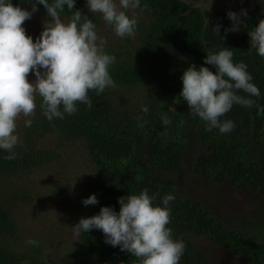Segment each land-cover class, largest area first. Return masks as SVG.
<instances>
[{
  "label": "trees",
  "instance_id": "1",
  "mask_svg": "<svg viewBox=\"0 0 264 264\" xmlns=\"http://www.w3.org/2000/svg\"><path fill=\"white\" fill-rule=\"evenodd\" d=\"M199 1L141 0V7H148L136 10L135 37L120 38L99 14L88 11L86 0H76L75 8L89 15L98 35L107 41L106 52L116 57L110 66L116 87L99 95L90 91L91 108L78 104V111L63 120L49 122L39 98L32 125L26 127L24 117L17 120L20 142L14 148L15 158L6 159L9 153L0 149V264H135L130 253L106 244L102 231L93 229L77 236L73 225L103 206L119 211V197L144 189L159 204L174 188L176 172L186 156L196 157L200 139L203 148L194 160L205 174L221 183L226 182V175H246L250 185L238 180L236 187L243 193L249 188L254 196L264 193V115L257 114L258 107L234 105L222 119L232 120L235 127L221 133L207 131L205 122L190 115L187 102L179 96L184 70L191 64L203 65L209 49L229 47L235 63L247 64L261 92L252 99L264 107V58L251 48L247 32L260 18L251 8L240 30L225 33L232 25L227 12L207 16L202 7H191ZM12 2L31 9L26 0ZM38 8L24 24L33 40L46 17L44 6ZM69 15L65 8L63 18ZM216 25H221L223 40L214 32ZM34 78L30 74L29 79ZM144 105L149 108L147 114L141 111ZM165 114L171 120L168 126L161 122ZM137 116H143L142 128ZM92 194L99 203L85 206L82 201ZM250 214L257 234L262 235L264 210L253 209ZM206 222L212 223L221 245L264 264V237L254 241L225 234L210 212L187 195L172 202L168 225L173 238L186 245L181 264H204L205 256L181 228L190 223L199 235H208ZM29 239L39 246L28 244Z\"/></svg>",
  "mask_w": 264,
  "mask_h": 264
},
{
  "label": "clouds",
  "instance_id": "2",
  "mask_svg": "<svg viewBox=\"0 0 264 264\" xmlns=\"http://www.w3.org/2000/svg\"><path fill=\"white\" fill-rule=\"evenodd\" d=\"M26 2L31 4L30 10L13 4L12 0H0V149L9 153L5 157L9 160L15 158L14 148L20 142L17 120L24 117L25 126L32 125L38 98L42 114L52 122L75 114L78 104L91 108L90 91L99 95L116 87L110 74L116 57L106 52L107 41L98 35L97 25L89 15L75 8L76 0ZM38 5L44 6L46 17L41 33L33 40L24 24L39 11ZM86 7L91 14H99L116 36L134 38L138 24L136 10L143 11L148 6L142 8L141 0H86ZM65 8L70 14L66 19L62 16ZM247 15V9L239 13L228 10L232 25L225 33L240 30L245 24L242 17ZM220 27H213L219 37ZM247 32L251 48L264 58V18ZM233 55L229 47L209 49L204 64L200 67L191 64L181 77L183 87L179 96L187 102L190 115L205 122L207 131L230 133L235 124L222 117L234 105L258 107L257 114L264 115V107L257 106L252 99L260 97V88L253 82L247 64L235 63ZM30 74L35 78L30 80ZM141 111L147 114L148 106H142ZM135 119L142 128L143 116ZM161 122L165 126L171 124L166 114L161 116ZM154 199L147 189L119 197V211L103 206L97 214L81 217L73 225V232L78 236L93 229L102 231L105 243L130 253L135 264H181L186 245L174 239L168 227L175 195H164L159 204ZM82 203L89 206L99 201L92 194ZM27 243L39 246L33 239Z\"/></svg>",
  "mask_w": 264,
  "mask_h": 264
},
{
  "label": "flooded vegetation",
  "instance_id": "3",
  "mask_svg": "<svg viewBox=\"0 0 264 264\" xmlns=\"http://www.w3.org/2000/svg\"><path fill=\"white\" fill-rule=\"evenodd\" d=\"M203 142L204 141L202 139L196 142L198 144V146L195 147V149L197 150L196 157H198L202 151ZM186 154L187 150L185 151V155ZM196 157H193V155L186 156V160L183 161V166L176 172L175 186L170 191V193L175 195L174 201L179 202V198L184 199L187 195L188 198L193 203H197L200 208L203 209V211L210 212V216L214 218L215 224L221 226L225 234H239L242 235V237H244L245 239L251 237L254 239V241L259 240L258 238L260 237H264V233L262 235L257 234L256 228L252 224L253 222L250 221L252 215L250 214L249 210H239L237 212H231L230 208V206L233 205L236 201L240 203V206H245L249 200H253L258 196L264 197V193L254 196L249 188L246 190V192H241V190L236 187L237 181L240 180V182L242 181L243 183L250 185L249 177L246 175H236L233 177L226 175L224 179L226 182L221 183L216 181L211 175L205 174L204 171L197 167L198 162L194 160L196 159ZM210 187L213 190V195H204L203 189L206 188L208 190L210 189ZM224 188H228V192L222 196V193H220V191ZM195 189L197 192L195 191ZM218 199H220V201H218V205L219 203L221 204L220 206H210L209 203ZM159 203H161V200H159ZM220 208L222 209L220 210ZM263 210L264 208L259 209V211ZM206 224H208V226ZM203 226L207 230L208 235H199L195 229L191 228L190 223H187L186 226L181 228V232L189 237V239L193 242L195 249H197V247L196 242L193 240V235L199 238H207L218 248L223 249L225 252H232L237 257L246 258L247 260H251L254 263V259L252 257H241L234 251H231L224 245H221L215 239V236L213 234L215 230L211 222H206L203 224ZM197 251H201L199 246Z\"/></svg>",
  "mask_w": 264,
  "mask_h": 264
},
{
  "label": "rangeland",
  "instance_id": "4",
  "mask_svg": "<svg viewBox=\"0 0 264 264\" xmlns=\"http://www.w3.org/2000/svg\"><path fill=\"white\" fill-rule=\"evenodd\" d=\"M263 3L264 2H262V0H244L243 3H241L240 0H200L199 2L192 3L191 7H202L207 16H220L222 13H225L228 10L239 13L241 9L248 10L252 8L255 14L261 19L264 18ZM243 18L244 17H242V19ZM242 190H245V188L243 187ZM203 191L204 195H213V190L211 187L208 190L204 188ZM227 192L228 188H224L220 191V193H222V196ZM218 201H220V199L215 200L209 204L210 206H217ZM220 205L221 204L219 203L218 206ZM230 208L231 212H237L239 210L251 211L253 209L259 211V209L264 208V197L258 196L253 200H249L245 206H240V203L236 201L233 205L230 206ZM221 209L222 208H220V210ZM193 240L196 242L197 249L199 246L201 250L200 252H202L206 256L204 264H254L251 260H247L246 258H239L232 252H225L223 249L218 248L207 238H199L193 235Z\"/></svg>",
  "mask_w": 264,
  "mask_h": 264
}]
</instances>
